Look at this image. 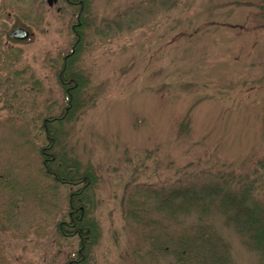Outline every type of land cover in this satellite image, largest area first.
Masks as SVG:
<instances>
[{
  "label": "rangeland",
  "instance_id": "374dc122",
  "mask_svg": "<svg viewBox=\"0 0 264 264\" xmlns=\"http://www.w3.org/2000/svg\"><path fill=\"white\" fill-rule=\"evenodd\" d=\"M80 1L0 0V264H177L150 255L142 219L160 242L166 221L148 190L229 175L258 179L264 200V0ZM65 108L52 152L91 179L82 251L56 226L78 186L44 177L38 154ZM198 212L170 230L209 227L228 264L257 263L222 215Z\"/></svg>",
  "mask_w": 264,
  "mask_h": 264
},
{
  "label": "trees",
  "instance_id": "16d2710c",
  "mask_svg": "<svg viewBox=\"0 0 264 264\" xmlns=\"http://www.w3.org/2000/svg\"><path fill=\"white\" fill-rule=\"evenodd\" d=\"M66 1L72 5L82 3L80 0ZM83 10L84 7L81 4L78 16L79 13H83ZM68 57L69 54L67 57L65 56V61ZM69 64L70 62L68 64L63 63L58 73L59 79L63 80L60 84L64 88L67 83H76L73 74L69 73ZM67 94V99L70 100L71 94L69 92ZM67 109L65 108L59 117H49L43 120L42 129L46 144L38 149V154L41 157V170L44 177L60 185L78 186L77 190L69 193L66 221L58 222L56 226L58 233H60L58 236L62 239L67 237L66 232L76 236L80 241L79 251H82L88 240H91L92 234L91 225L86 223L84 219V205L86 203L84 193L90 187L91 179L87 176L86 171L79 173L76 164L67 162L57 153L53 154L52 152V149H55V139L50 130V125L59 124L58 122L66 115ZM255 167L251 170H254ZM217 177L218 181L215 179L208 183H200L198 187H196L197 184L193 183L172 189L165 187L160 191L148 190L145 193L144 196L147 194V197L152 196L154 198L156 210L153 209V211H156L161 215L162 220L166 221L165 225L157 227L162 238L160 242V240L157 241V238L148 236V233L155 228L152 226L149 231L146 218L142 219V226L148 230L144 239H153L152 246L154 248L150 250L151 256H155V254L169 256L177 264H228V247L226 249V244L209 227H186L180 230L178 234H174L170 230L171 226L182 225L183 217L187 215L190 208L198 209V213L204 216L207 215L209 209H212L223 216L225 224L234 228L242 245L255 255L256 264H264V200L256 199L254 195L256 187L259 186L258 179L240 178L234 180L229 175H217ZM0 182L4 186V181L0 180ZM143 208L141 203H137L132 213L134 212V216H142L143 214L138 209L146 210ZM150 210L152 211L149 209L147 212ZM2 211L0 220L4 222V200ZM3 227L2 229H4ZM214 253L216 255H213ZM67 264H75V262L70 260Z\"/></svg>",
  "mask_w": 264,
  "mask_h": 264
},
{
  "label": "water",
  "instance_id": "95a60500",
  "mask_svg": "<svg viewBox=\"0 0 264 264\" xmlns=\"http://www.w3.org/2000/svg\"><path fill=\"white\" fill-rule=\"evenodd\" d=\"M51 1L52 0H47L49 5L51 4ZM9 36L17 40H25L28 37V32L22 27H16L9 31Z\"/></svg>",
  "mask_w": 264,
  "mask_h": 264
}]
</instances>
